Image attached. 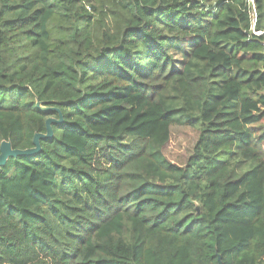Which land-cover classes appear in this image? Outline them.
<instances>
[{
  "label": "trees",
  "instance_id": "16d2710c",
  "mask_svg": "<svg viewBox=\"0 0 264 264\" xmlns=\"http://www.w3.org/2000/svg\"><path fill=\"white\" fill-rule=\"evenodd\" d=\"M59 115L0 169V264H264V0H0V144Z\"/></svg>",
  "mask_w": 264,
  "mask_h": 264
},
{
  "label": "water",
  "instance_id": "95a60500",
  "mask_svg": "<svg viewBox=\"0 0 264 264\" xmlns=\"http://www.w3.org/2000/svg\"><path fill=\"white\" fill-rule=\"evenodd\" d=\"M36 107L42 112L52 111L54 109L44 107L42 104L37 103ZM60 119H48L46 121V133L45 134H36L33 138V148L29 150H13L11 144L9 142L3 141L0 144V169L5 166L6 162L10 158H17V157H27L37 154L40 151V140H49L53 137V132L51 126L53 124H58L62 121L61 115Z\"/></svg>",
  "mask_w": 264,
  "mask_h": 264
},
{
  "label": "rangeland",
  "instance_id": "374dc122",
  "mask_svg": "<svg viewBox=\"0 0 264 264\" xmlns=\"http://www.w3.org/2000/svg\"><path fill=\"white\" fill-rule=\"evenodd\" d=\"M169 143L167 149L165 150L166 157L176 163L182 164L187 156L188 151L191 148V142L193 141L195 135L191 132H177Z\"/></svg>",
  "mask_w": 264,
  "mask_h": 264
}]
</instances>
